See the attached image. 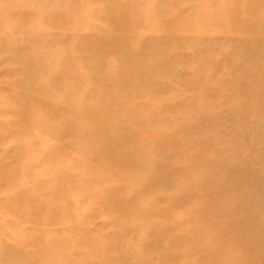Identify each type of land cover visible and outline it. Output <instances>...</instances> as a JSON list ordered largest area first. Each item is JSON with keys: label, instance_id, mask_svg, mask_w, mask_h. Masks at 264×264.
<instances>
[{"label": "rangeland", "instance_id": "rangeland-1", "mask_svg": "<svg viewBox=\"0 0 264 264\" xmlns=\"http://www.w3.org/2000/svg\"><path fill=\"white\" fill-rule=\"evenodd\" d=\"M212 258L264 264V0H0V264Z\"/></svg>", "mask_w": 264, "mask_h": 264}, {"label": "bare ground", "instance_id": "bare-ground-1", "mask_svg": "<svg viewBox=\"0 0 264 264\" xmlns=\"http://www.w3.org/2000/svg\"><path fill=\"white\" fill-rule=\"evenodd\" d=\"M111 164H112V162H111ZM65 203H66V201H65ZM51 204H52V203H51ZM61 204H62V203H61ZM15 205H16V204H15ZM62 205H63V204H62ZM131 205H132V204H131ZM18 206H19V205H18ZM18 206H17V207H18ZM34 207H35V209H34V210H35V211H34L35 214H39L40 212L42 213V211H44V208H45V206H44L43 204H40V203H39V204H34ZM110 209H112V208H110ZM28 210H29V209H28ZM55 210H56V209H55ZM11 212H12V211H11ZM11 212H10V213H11ZM53 212H54V211H53ZM53 212H50V213H49V216H48V218H47V221L42 223L43 226H52V225H54V224H53V222H54V217H53L54 214H53ZM2 214H3V213H2ZM15 214H17L19 217H21L24 221H29V220H31V218H32V217H30L29 215H26V214H24V213H22V212H21V213L18 212V213H15ZM43 214H44V213H43ZM61 220H62V219H61ZM58 222H59V221H58ZM66 222H67V221H66ZM28 224H29V223H28ZM26 231H27V230H26ZM13 232H14V231H13ZM19 233H20V232H19ZM11 236H12V235H11ZM22 236H23V235H22ZM24 237H25V235H24ZM19 238H20V237H19ZM24 241H25V240H24ZM26 241H27V240H26ZM32 241H33V240H32ZM30 242H31V241H30ZM41 243H42V242H41ZM26 245H28V244H26ZM83 245H84V244H83ZM83 245H80V246H83ZM41 246H42V245H41ZM26 247H27V246H26ZM46 247H47V246H46ZM39 248H40V246H39ZM69 248H70V247H69ZM29 249H31V248H29ZM40 249H41V248H40ZM47 250H48V249H46V251H47ZM153 250H154V249H153ZM157 250H158V249H157ZM27 251H28V250H27ZM31 252H32V251H31ZM62 252H63V251H62ZM64 252H65V251H64ZM152 252H153V251H152ZM159 252H160V251H159ZM219 252H220V251H218V253H219ZM32 254H33V253H32ZM159 254H160V253H159ZM189 254H190V253H189ZM35 255H36V254H35ZM91 255H92V253H91ZM160 255H161V254H160ZM92 256H93V255H92ZM215 256H218V257H219L220 255H215ZM149 257H150V256H149ZM149 257H148V258H149ZM85 258H86V257H85ZM213 258H214V256H213ZM213 258H212V259H213ZM93 259H94V258H93ZM93 259H92V260H93ZM219 259H220V258H219ZM51 260H52V259H51ZM90 260H91V259H90ZM213 260H214V259H213ZM153 261H154V260H153ZM90 262H91V261H90ZM34 264H35V263H34ZM213 264H218V263H217L216 260H214V261H213Z\"/></svg>", "mask_w": 264, "mask_h": 264}]
</instances>
